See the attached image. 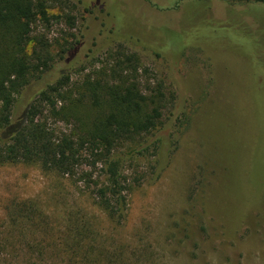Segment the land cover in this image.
Masks as SVG:
<instances>
[{
	"label": "rangeland",
	"instance_id": "374dc122",
	"mask_svg": "<svg viewBox=\"0 0 264 264\" xmlns=\"http://www.w3.org/2000/svg\"><path fill=\"white\" fill-rule=\"evenodd\" d=\"M87 1L94 5L53 0L51 22H38L34 34L52 45L60 68L68 58L60 60V52L79 39L72 83L98 71L117 47L136 55L144 91L176 96L165 113L173 123L167 158L161 169L153 150L126 161L131 190L121 226L97 205L94 182L105 177L89 152L78 173L92 177L76 185L36 166L0 165V226L9 201H27L45 212L46 230L57 236L73 218L91 230V241L124 253L105 264H264V36L255 40L246 21L264 27V4L241 13L219 0L211 7L203 0ZM115 20L134 41L109 32ZM211 41L221 46L209 54L202 47ZM57 75L44 74L38 86L34 80L20 99L23 109ZM47 122L57 134L68 131Z\"/></svg>",
	"mask_w": 264,
	"mask_h": 264
},
{
	"label": "trees",
	"instance_id": "16d2710c",
	"mask_svg": "<svg viewBox=\"0 0 264 264\" xmlns=\"http://www.w3.org/2000/svg\"><path fill=\"white\" fill-rule=\"evenodd\" d=\"M52 1L0 0V165L36 166L76 185L92 177L87 172L78 173L87 160L83 153L89 152L90 165H100L105 177L102 183L94 182L97 205L113 225L121 226L127 218L126 193L131 190L125 177L126 161L153 150L159 156L158 167L162 168L169 150L167 135L173 124L165 113L174 106L176 96H168L160 88L146 93L140 81L139 58L126 53L121 46L110 53V60L98 71L72 83L70 72L79 39L60 52V60L65 61L68 56L60 68L55 63L52 45L34 34L33 27L38 22H51ZM71 1L60 0L66 4ZM77 1L94 5L87 0ZM215 1L203 0L209 7ZM219 1L241 13L249 12L251 5L264 4V0ZM219 7L226 8L223 3ZM67 18L72 22V17ZM212 19L227 23L223 15ZM246 21L253 22L252 29L248 27L251 33L254 31L255 40L262 43L264 27L255 20ZM115 23L116 20L109 32L116 39L135 40L134 33H127ZM193 30L196 34L200 31L195 27L192 34ZM213 43L201 47L210 54L221 46ZM258 52L264 56V46ZM55 69L58 75L40 88L23 109L20 99L25 90L34 80L38 86L43 75ZM46 111L49 117L45 116ZM49 119L66 125L68 131L57 134L48 126ZM8 204L4 224L0 226V264H105L107 259L110 263V259L124 257L121 251L119 256L111 254L103 242L91 241V230L73 218L65 220L64 234L57 236L46 230L45 212L36 203L12 200ZM39 235L47 241L36 238ZM32 238L33 241L29 240Z\"/></svg>",
	"mask_w": 264,
	"mask_h": 264
}]
</instances>
